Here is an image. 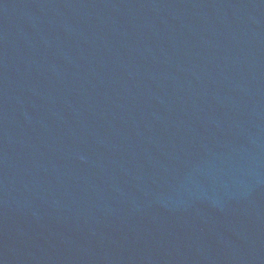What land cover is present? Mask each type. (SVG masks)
I'll return each mask as SVG.
<instances>
[{"label": "water", "instance_id": "95a60500", "mask_svg": "<svg viewBox=\"0 0 264 264\" xmlns=\"http://www.w3.org/2000/svg\"><path fill=\"white\" fill-rule=\"evenodd\" d=\"M0 264H264V0H0Z\"/></svg>", "mask_w": 264, "mask_h": 264}]
</instances>
